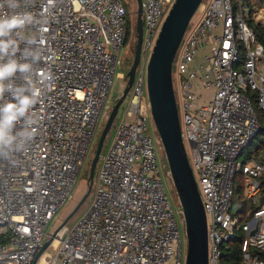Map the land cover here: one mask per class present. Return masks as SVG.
Wrapping results in <instances>:
<instances>
[{"label": "built area", "instance_id": "obj_1", "mask_svg": "<svg viewBox=\"0 0 264 264\" xmlns=\"http://www.w3.org/2000/svg\"><path fill=\"white\" fill-rule=\"evenodd\" d=\"M174 2L143 0L141 61L95 196L75 226L56 229L58 253L49 263L186 264L187 237L148 130L147 64ZM203 2L180 44L174 81L207 215L209 264H224L222 245L238 231L239 264H264V151L243 161L262 130L255 104L264 111V44L248 20L264 28V5L251 11L245 0ZM0 4V15L11 11L6 0ZM17 10L33 14L29 31L42 54L37 72L52 79L42 85L34 139L10 160L0 159V239H7L0 242V264H34L47 225L72 197L103 112L113 109L119 52L130 29L121 0H21ZM239 175L244 200L258 206L243 219L233 211Z\"/></svg>", "mask_w": 264, "mask_h": 264}, {"label": "water", "instance_id": "obj_2", "mask_svg": "<svg viewBox=\"0 0 264 264\" xmlns=\"http://www.w3.org/2000/svg\"><path fill=\"white\" fill-rule=\"evenodd\" d=\"M137 1V19L132 46L133 62L127 72V83L116 101L101 133L89 174V186L75 211L92 191L94 177L106 136L126 100L135 81L141 61L143 42V0ZM203 0H175L162 25L160 34L147 64V92L151 113L161 137L167 162L176 187L186 221L187 257L186 264H209L208 221L202 196L190 164L182 135V126L174 88L173 66L183 37ZM250 10H246L248 17ZM66 222V221H65ZM57 230L46 240L34 264L55 240Z\"/></svg>", "mask_w": 264, "mask_h": 264}, {"label": "clouds", "instance_id": "obj_3", "mask_svg": "<svg viewBox=\"0 0 264 264\" xmlns=\"http://www.w3.org/2000/svg\"><path fill=\"white\" fill-rule=\"evenodd\" d=\"M20 2L6 0L11 11L0 15V159L5 160L34 139L42 85L52 79L51 73L37 72L41 46L29 31L35 18L17 10Z\"/></svg>", "mask_w": 264, "mask_h": 264}, {"label": "rangeland", "instance_id": "obj_4", "mask_svg": "<svg viewBox=\"0 0 264 264\" xmlns=\"http://www.w3.org/2000/svg\"><path fill=\"white\" fill-rule=\"evenodd\" d=\"M123 1L128 4L129 14L131 15V17L133 19H135L137 17V9H138L136 0H123ZM204 6H205L204 2H202L200 9H203ZM134 36H135V28L133 26V28L131 29V37L133 40H134ZM130 51H131V48L129 47V45H127L126 48H123L119 52V58H118V63H117V67H116V76L114 79V86H113V90H112V94H111V101H110L111 103H113V102L115 103L118 100V98L121 96V94L123 93V90L126 86L125 75L129 71V69L132 65V62H133V55ZM179 53H180V50L177 52V55H176L175 61H174V66H173L174 77H175V73L177 71V62L179 60ZM118 74H122L123 78H120L119 76H117ZM174 88H175L176 96L179 99L178 81L177 80L174 81ZM208 93H209V91H207V90H200L199 91V94H203V95H207ZM205 101H206L205 98H202L201 104L205 103ZM125 105H126V102H124L122 104V106L120 107L119 113L116 116V118L112 124V127L110 128V130L106 136V139L104 141V145H103V148L101 150V157L98 161V165H97L96 172H95L92 191H91L90 195L88 196V198L83 202V204L75 211L80 200L85 196V194L88 191L91 163H92V160L95 156L97 145H98L101 133L104 130V127L107 123V120H108L110 112H111L108 109L104 110L103 115H102V117H101V119L97 125L96 131H95V136H94L91 148L89 150L86 162L84 163L83 169H82L81 173L79 174L78 179H77V181L74 185V188L72 190V197L70 199H68L62 205L58 214L47 225V227L45 229L46 240H48L51 237V235L54 233V231L61 224H63L65 221H66L67 226H69L70 228L75 226V224H77V222L89 210L91 203H92V200L95 196L98 175H99V172H100L101 167L103 165V157L107 154V152H108V150L112 144V141L116 135V131L118 129L120 119H121L120 113L123 110V108L125 107ZM179 116H180V121L182 124L183 123V112L181 109H179ZM148 130H149V132L153 138L154 148H155V151L157 154L159 176H160L161 180L163 181L164 186H165V190L169 196V199H170V202L172 204L176 220H177L179 228H180V231H181L183 237L186 238L187 237L186 236V221H185L183 208L181 206L180 199H179L176 187H175L173 179H172V175L170 172L169 164L167 162V157H166V153H165V149H164L161 137L159 135V132L157 130V127L155 125V122H154L151 114H150L149 120H148ZM196 178H198L197 174H196ZM238 178H240V180H242L241 175H239ZM242 185H243V183H242ZM237 206H238V199L235 198L234 209H233L234 211L237 209ZM48 253H50L49 257L47 258V260L49 261L50 256L54 257L55 255H57L58 252L54 246H51L50 248H48L44 252V255L45 254L48 255ZM51 264H52V262H51Z\"/></svg>", "mask_w": 264, "mask_h": 264}, {"label": "trees", "instance_id": "obj_5", "mask_svg": "<svg viewBox=\"0 0 264 264\" xmlns=\"http://www.w3.org/2000/svg\"><path fill=\"white\" fill-rule=\"evenodd\" d=\"M248 7L251 9V11L254 10L256 7H261L264 5V0H245ZM126 9L128 10V4L124 2ZM250 25H253L257 38L260 42L264 44V28L260 24H255V22L249 18ZM129 34H131V30H129ZM255 110L258 116V119L261 123L262 130L260 134L252 141L250 147L245 151L243 156V161L248 160L252 156L259 155L262 151H264V111L259 109L257 105L255 104ZM242 180H238L237 187H236V193L233 200V209H234V201L235 198L238 199V206L237 209L234 211L235 214L239 215L242 219L244 218L243 214L250 209H255L258 206L251 204L244 200L243 198V185ZM263 187H264V177L262 179ZM240 201V202H239ZM244 239V234L241 231H238L235 235V238L222 245L223 249V258L222 263L224 264H239L242 260V242ZM7 239L2 237L0 239V242H5ZM262 256L264 258V252L262 253Z\"/></svg>", "mask_w": 264, "mask_h": 264}, {"label": "flooded vegetation", "instance_id": "obj_6", "mask_svg": "<svg viewBox=\"0 0 264 264\" xmlns=\"http://www.w3.org/2000/svg\"><path fill=\"white\" fill-rule=\"evenodd\" d=\"M122 1V3L124 4V1L123 0H121ZM137 2V1H136ZM125 5V4H124ZM138 7V6H137ZM126 11H127V17H128V20H129V24H130V29L129 30H131L132 28H133V26H134V24H135V22H136V19H137V17L135 18V19H133L132 17H131V15L129 14V11L126 9ZM127 45H129V47L131 48V53H132V46H133V39H132V37H131V34H128V39H127V42H126V45L124 46V48H126L127 47ZM133 55V54H132ZM137 73V72H136ZM127 75V74H126ZM126 75H125V79H126V83H127V77H126ZM122 95V94H121ZM129 95V94H128ZM127 98H128V96H127ZM127 98H126V100H127ZM126 100L124 101V102H126ZM116 103V102H115ZM115 103L113 102V104L115 105ZM114 107V106H113ZM111 113V112H110ZM119 113V112H118ZM118 115V114H117Z\"/></svg>", "mask_w": 264, "mask_h": 264}, {"label": "bare ground", "instance_id": "obj_7", "mask_svg": "<svg viewBox=\"0 0 264 264\" xmlns=\"http://www.w3.org/2000/svg\"><path fill=\"white\" fill-rule=\"evenodd\" d=\"M57 244H58V241L57 240H54L53 241V243L51 244V246H54V247H56L57 246ZM44 254V253H43ZM42 256V255H41ZM40 256V257H41ZM47 257H48V255H43V257H41V259H40V262H42V263H46V259H47ZM39 260V259H38Z\"/></svg>", "mask_w": 264, "mask_h": 264}, {"label": "crops", "instance_id": "obj_8", "mask_svg": "<svg viewBox=\"0 0 264 264\" xmlns=\"http://www.w3.org/2000/svg\"><path fill=\"white\" fill-rule=\"evenodd\" d=\"M43 255H44V254H42V256H41V257H43ZM49 255H50V253H48V257H49ZM41 257L39 258V260H37V261H36V263H35V264H51V263H49V262H48V260H47V259H46V263H42V262H40V259H41ZM48 257H47V258H48ZM39 262H40V263H39ZM57 264H59V263L57 262Z\"/></svg>", "mask_w": 264, "mask_h": 264}]
</instances>
